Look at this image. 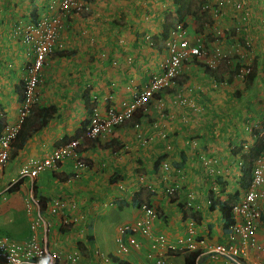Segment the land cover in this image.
<instances>
[{
	"label": "crops",
	"instance_id": "1",
	"mask_svg": "<svg viewBox=\"0 0 264 264\" xmlns=\"http://www.w3.org/2000/svg\"><path fill=\"white\" fill-rule=\"evenodd\" d=\"M224 1L210 0L221 12L218 16L209 15L213 20L211 27L206 28L205 23L201 24V33L195 31L192 15L185 12L184 4H180L179 8L173 0H92L89 13L71 19L70 25L61 35L60 48H54L53 53H57V57L54 58L57 59L49 61L51 62L49 67L46 66L48 62L43 67L41 82L38 85L40 91L38 106L52 104L57 111L43 127L34 132L38 117L34 115L28 117L20 135L27 136L22 147L12 149V151L15 150V155L8 158L0 172V177L5 178L0 187V235H6L20 242L36 236L37 240H35L39 244L45 238L44 242L48 251L55 252L59 257L54 264H67V256L73 253L78 254L75 264H119L112 259L118 258L115 255L117 229L126 219L132 217L134 220L140 215L137 210L138 203L146 201L150 206L158 207L162 215L158 212V217L153 220L151 228L155 232L165 233L174 239L184 234V230H181L182 221L195 217L192 212L186 210L184 205L187 200L186 194L190 190L196 193L194 203L198 209L204 208L202 214H198L200 217L195 218L196 230L198 233H205L206 236L209 234V230L213 228L209 224L210 219L216 217L214 216L216 211L207 212L202 196L199 194L200 181L202 178L205 179L203 169L199 166V157L202 153H206L216 161L214 165L217 163L215 167L220 174L227 171L231 176L234 173L231 165L237 156L231 149L248 143L249 140V135L243 131L246 121L258 119L264 124L262 120L264 119V99H262L264 96V30L260 24V20H264V0H244L245 7L250 12L248 23L243 31L252 42V47L247 52L248 58L239 56L241 49L234 41L222 43L221 40H215L208 43L207 37L206 46L202 44L204 54L187 60L182 65L179 83H175L177 84L174 88L175 92L171 91V93L167 90L159 94L158 98L165 105V117H161L156 109L150 107L147 114L149 116L144 117L145 119L149 117L148 121L141 118L139 122L138 127L143 128L142 132H138V128L135 129L127 122L125 125L117 126L108 137L80 139L81 154L88 157L92 163L87 164L85 170H80L79 178L73 179L74 181L71 177L74 170L73 162L67 158L57 163L56 167H48L40 172L33 183L22 182L17 190L12 192H7L6 188L13 180L12 176H17L20 166L28 158L47 157L54 147L74 137L75 132L80 129L81 121L86 117L88 119V105L87 107L84 105V98L86 94L88 95L87 89L82 88L77 81L71 82V78L68 80L63 76L72 72L84 76L87 75L88 69L90 71L93 67L101 69L106 64L107 67L104 69H108L107 75L101 76L100 79L97 74H95L97 79L92 78L91 75L88 81L92 79L93 83L97 84L93 95L100 96L106 93L111 97L108 102L111 101L113 104L115 102L117 105L127 98L128 88L135 84L142 86L147 82L148 74L156 71L157 62L165 55L161 47L152 46L151 48L146 41L144 46L135 42L139 40L140 37L137 36L142 28L154 37L160 38L161 33L172 29L173 25L169 27L167 24L168 14L166 13H173L176 14L177 20L183 21L190 44H193L195 40L194 35L199 38L198 40H204L206 35L213 36V34L223 37L225 36L223 31H234L233 23L238 18L237 14L233 13L231 2L225 4ZM19 5L18 0L11 2L0 0V130L4 122H11L17 116L16 109L24 76L23 64L32 57L29 46L23 44L20 37L12 31L16 24L26 23L30 19V12L28 15L30 8ZM131 7H133L132 10H129ZM34 8L35 6L30 11ZM145 9L148 10L145 18L153 20L152 30L150 23L145 25L142 22L140 15L144 14ZM111 17L124 22L115 27L114 23L112 25L117 31L120 29L125 31L123 38L128 42V49L123 46L110 48L108 58L102 60L104 53L101 56V50L109 48L107 44L110 41L106 38L102 26L103 24L109 26ZM110 30L117 34L115 30ZM211 31L213 34H210ZM97 36L100 37L97 38ZM82 39L85 40L84 44ZM131 39L134 40L131 41ZM102 40H105L104 45H102L103 42L101 43ZM73 41L77 44L72 43ZM99 46L104 47L100 49ZM71 51L74 53L66 56V53ZM130 51H133L134 58L139 56L142 59L141 66H135L126 60ZM225 54L235 56V59H222ZM214 55H217L218 59H214ZM255 55L260 57L255 69L256 75L248 87H245L246 76L243 82L238 80L239 71L235 68L237 63L251 66ZM205 65L208 69H204ZM145 68L150 70L147 71ZM224 68L227 69L224 70ZM252 69L254 65L251 66ZM50 74L53 77L59 75L60 80L64 79L68 85L62 84L55 87L53 84L50 87L51 84L46 83L48 79L51 80ZM82 81L87 82L82 78L78 80L80 83ZM212 82L217 86L212 87ZM177 90L186 96L187 101L200 106L202 111L195 114L187 110L186 106H181L177 102L173 103L172 98ZM205 107L208 108L205 109ZM129 130L133 131L132 136ZM81 131L79 130L78 133ZM159 131L167 134L166 140L171 144L172 150H165V141L159 139L142 147L139 142L142 139L135 136L138 132L144 138L152 132ZM82 132L74 138H79ZM212 134H214V140L208 137ZM197 135L203 138L197 139V145H190L188 140ZM229 138L235 142H230ZM110 140L113 141L108 148H100L97 145ZM226 140L233 143L229 146L230 148L228 147L229 149L223 145ZM211 144L212 146H207ZM228 151L234 155L235 159L230 160L231 158L227 157ZM164 160L168 161L172 168L180 164L184 168V176L180 178L183 189L177 193L176 200H172L170 204L163 199L166 198L163 195H146L142 189L137 191L136 188L138 184L136 175H147L151 179L149 182L154 183L157 178L153 163L157 161L159 164ZM181 161L183 162L177 166L172 164ZM136 167L138 169L144 167L145 172L136 171ZM156 167L160 172V168ZM173 177H176L175 173L170 172L168 180L173 181ZM112 178H116L117 183H111ZM91 185L96 187H89ZM120 185L123 189L119 188ZM132 193L133 197H130L129 194ZM55 197L64 198L66 206L61 215L51 216L47 211V205ZM38 199H42L46 206L41 213L49 223L46 235L43 234L42 227L35 224ZM73 202L76 203L75 209L70 210V203ZM190 203L193 205L192 202ZM67 213L70 215L73 213L76 219L83 218V220L70 226H63L60 223V217ZM217 220L220 222L219 217ZM212 222L215 221L212 220ZM60 228H63L62 231ZM220 229L222 234L221 226ZM13 235L16 238H13ZM139 239L143 242L139 250H132L131 254L125 256L126 258L120 256L118 259L126 260L127 264H153L146 257L148 248L146 240L140 235ZM261 255L264 256V252ZM198 256V264H225L221 259L215 260L205 254ZM46 260L47 257L41 259V264ZM175 260L176 264H184V255L177 256Z\"/></svg>",
	"mask_w": 264,
	"mask_h": 264
},
{
	"label": "built area",
	"instance_id": "2",
	"mask_svg": "<svg viewBox=\"0 0 264 264\" xmlns=\"http://www.w3.org/2000/svg\"><path fill=\"white\" fill-rule=\"evenodd\" d=\"M225 4L231 2L233 13L237 14V20L245 23L249 20L250 12L245 7L244 0H225ZM92 0H36V7L30 12V19L23 24H16L12 31L20 41L29 46L32 57L23 64L24 76L21 86V102L18 109V120L13 123H5L0 132V172L9 157L11 145L16 137L17 131L25 115L33 106L40 102V91L38 85L40 83V75L43 67L46 65L48 58L55 47H60L61 35L70 25L71 19L80 17L90 12ZM201 12L206 11L213 16H218L220 9L214 4H205L200 9ZM236 16V15H235ZM260 24L264 28V20H260ZM186 30L183 22H177L169 30L168 37L164 40L166 57L161 58L156 64V71L148 74L147 84L142 86H131L128 89L127 98L115 105L111 101L110 95L106 93L98 98L92 96L91 113L89 121L85 127L83 137L89 139H101L112 134L113 130L130 119L134 112L140 110L147 113L150 107L156 109L159 115L163 116V103L160 99H154V94L161 93L166 88L172 89L175 79L181 72L184 61L192 57L203 55L202 45L198 39L190 44L185 37ZM148 45L152 46L153 41L150 35L144 36ZM245 45L251 48L252 42L248 38ZM219 55V53H217ZM214 55V59H218ZM222 59H225V56ZM154 70V69H153ZM251 71L250 66H246L239 70L237 77L244 78ZM176 102L181 106H186L187 110L192 113H199L201 107L194 102L187 101L185 95L181 92L175 95ZM100 103V104H98ZM135 124V128H138ZM243 131L249 135L248 143L240 145L242 154L246 153L252 146L254 139L257 143H262L263 147L258 156L252 160V164L248 166L249 185L243 189L244 170H242L240 160L235 165V172L232 176L230 193H237V198L229 202L228 217L230 218L225 231L221 234V241L208 243V241L199 237L193 227V222H186V230L183 236L174 238L169 242L162 233H152L153 220L156 218L154 209L148 204L142 202L138 204L139 216L131 225H127L119 230L121 234H128L127 242L130 248H138L136 234L148 237L149 252H155L154 264H174L169 252L175 250L182 251H199L200 254L210 256L212 259L220 257L225 264H264V124L260 120H247ZM135 136L140 140L142 146L148 145L153 140L159 139L164 142L165 150H172L171 144L166 140L167 134L164 132H152L147 137H142L138 132ZM194 142V143H193ZM191 145H197L195 141ZM235 148V147H234ZM233 149V148H232ZM71 159L73 162V178H79L80 170H85L87 165L83 156L79 151V141L71 139L66 143L55 147L51 153L44 158H28L19 168L17 177L13 181H27L32 183L40 172L48 167H55L56 163L63 159ZM216 161L211 157L200 156V166L205 169L204 175L208 181V192H213L220 200L227 197V192H221L220 187L215 178L216 173L213 165ZM231 165V166H233ZM161 172L158 186L166 196H174L181 190V182L174 179L170 184L166 185L170 172L175 173L181 178L184 176V168H172L169 162L164 160L158 164ZM146 176L137 174L136 180L138 185L144 186L146 189L155 192L156 187L146 182ZM123 189V186H119ZM155 194V193H154ZM186 197L195 199V192H188ZM206 204L210 199L204 196ZM37 203V201H36ZM64 201L61 199H53L47 207L50 215H56L64 208ZM38 206V204H37ZM73 207V204H72ZM66 221L65 219L63 220ZM35 224H40L42 230H48V222L37 212ZM129 231V232H127ZM45 238L42 243L36 242L34 236L25 242L11 241L6 237L0 236V263L3 264H41V259L48 256V262L51 264L52 259L56 256L54 253L49 254ZM119 248L126 252V246L121 239ZM263 242V243H262ZM67 264L76 262V254L67 256Z\"/></svg>",
	"mask_w": 264,
	"mask_h": 264
},
{
	"label": "rangeland",
	"instance_id": "3",
	"mask_svg": "<svg viewBox=\"0 0 264 264\" xmlns=\"http://www.w3.org/2000/svg\"><path fill=\"white\" fill-rule=\"evenodd\" d=\"M10 2L12 1V0H9ZM19 2H20V5L19 6H21V7H29L30 9L32 8V7H34L35 5H36V0H34V2H33V0H18ZM202 2H204L203 0H182L181 1V4H184V10H185V12H187L188 14H190L191 13V15H192V21L194 22V25H195V31L197 32V31H199L200 33H201V29H202V27H201V24L203 25V23H205V27L206 28H209V26L211 27V24H212V22H213V20L208 16V14H200V12H199V5L202 3ZM176 4V3H175ZM186 4V5H185ZM177 5V4H176ZM25 7V8H26ZM132 8L133 7H131L129 10H132ZM30 9H28L29 11H28V15H29V12H30ZM140 9H142V8H140ZM146 11H144V14H141L140 16L142 17V22H143V24H149L150 23V28H151V30H152V28L153 27H151V23L153 22V20H151V19H147V18H145V17H147L146 15H148V10L147 9H145ZM143 12V11H142ZM141 12V13H142ZM200 15H199V14ZM166 14H168V20H167V24H168V26L169 27H171L173 24H175L176 23V21H178L177 19L178 18H176L175 16H176V14H173V13H166ZM113 17H115V16H113ZM113 17H111V19L109 20V26H106L107 24H103V28H104V34H105V36H106V38H108L110 41L108 42V44H107V47H109V48H107L106 50L105 49H103V50H101L102 51V54H100L101 56H103V53H104V56L103 57H101L102 58V60L103 59H105V58H108L107 57V54H109L110 53V48H118V47H120V46H123V47H126V49H128V46H127V44H128V42L123 38L124 36H123V34H126L125 33V31L124 30H122V29H120V30H115L114 28H113V23H114V27H115V25H121V24H124V22L121 20V19H119V20H116L117 18H113ZM145 19H144V18ZM181 22H183V21H181ZM247 23H248V21L247 22H245V23H242L240 20H236L233 24V27H232V29L234 30V31H230V30H227V31H223V33H225V36H219V35H217V36H215L214 34H213V32L211 31V33L210 34H213V36H211V35H206V39H200L199 40V42H201V45L202 44H204L205 46H206V42L208 41V39H207V37L209 38V41H208V43H210L211 41H215V40H217V41H219V40H221V42L222 43H224V42H228V41H234L235 43H237L238 44V46L240 47V49H241V53H238L239 54V56L240 57H242V58H248L249 56L247 55V52L248 51H250V48L249 47H247L246 45H245V40H247L248 38H249V36H247V33L246 32H243L244 31V28H245V25H247ZM207 24H208V26H207ZM237 28H239L238 30H237ZM110 29H113V30H115L116 32H117V34H114V33H112L113 31L112 30H110ZM109 30H110V32H109ZM263 30H264V28H263ZM194 31V32H195ZM238 33V34H236V33ZM108 33H109V35H108ZM145 35H150L152 38L154 37V36H152L151 34H150V32L148 31V32H146L143 28H142V30L140 31V33H138V36L137 37H140L139 38V40L138 41H135L137 44H139V45H142V46H144L145 44H144V36ZM100 36H97V38H99ZM103 37V36H102ZM185 37L188 39V36L187 35H185ZM228 37H230V39L228 38ZM106 38H105V40H106ZM195 38V40H196V36L194 35V37H193V39ZM111 39H112V41H111ZM199 39V38H198ZM224 39V40H223ZM105 40L103 41H101V43L103 42V44L102 45H104V42H105ZM116 42H115V41ZM132 40H134V39H131V41ZM154 44L152 45V46H154V47H163L164 46V43H163V40L161 39V38H158V37H154ZM206 41V42H205ZM72 43H76L77 44V42L76 41H73ZM85 43V40L84 39H82V44H84ZM163 44V45H162ZM93 46H95L94 44H93ZM152 46H150L151 48H152ZM102 47H104V46H99V48L101 49ZM251 47H252V45H251ZM60 48V47H59ZM147 48L149 49V47L147 46ZM128 51V50H127ZM124 55H125V53L123 54V56L122 57H124ZM261 56H262V54H261ZM54 57H57V53L55 52V53H53L49 58H48V65H46L47 67H49V63L51 64V62H49V61H51V60H55V59H57V58H54ZM96 57H98V56H96ZM96 57H94V58H92V59H95ZM136 58H134L133 57V51H130V53L127 55V58H126V60H128L129 62H131V64H134L135 66H141V58L139 57V56H135ZM133 58H134V60H133ZM258 58H260L258 55H255L254 56V58H253V60H252V65L251 66H253L254 65V69H252V70H255L256 69V65L258 64ZM225 59H228V60H230V59H235V56H232V55H230V54H227L226 56H225ZM263 60H264V57H263ZM241 66H242V68H244V67H246V66H250V65H245L244 63H241L240 64ZM250 66V67H251ZM107 67V65L106 64H104V66H103V68L101 67V69H100V67H97V68H95V67H93V70L92 71H90L89 69H88V71L86 72V74L87 75H80V73H78V75H77V73L76 72H72L71 74H66V76H63L64 78H66V79H68V80H70V78H71V82H73V81H77V84H79V85H82V88H86L87 90H88V95L89 96H91V95H93V94H95V92L96 91H94V89H95V86L97 85L96 83H93V81H92V79L90 80V81H88V79H89V77H91V75H92V78H95L96 77V79H97V75H99V79L101 78V76H103V75H107V72H108V69H104V68H106ZM264 68V67H263ZM147 71H149L150 70V68H145ZM144 69V70H145ZM154 69V68H153ZM227 68H224V70H226ZM52 70V69H51ZM144 70L142 71V72H144ZM181 70H182V68H181ZM141 72V73H142ZM95 74H97V75H95ZM180 75H181V73H180ZM180 75H178L177 76V78L175 79V83H179V76ZM69 76H72V77H69ZM62 77V78H63ZM50 78H51V80H47L46 81V83H50L51 85H50V87H52L53 86V84H55L54 86L56 87V86H60V85H62V84H64V85H68V83H65V81H64V79H62V80H60V77H59V75L58 76H55V77H53L51 74H50ZM80 78H82V79H85V80H87V82H84V81H82L81 83L80 82H78V80L80 79ZM228 79V78H227ZM238 80H240L241 82H243L244 80H243V78H241L240 79V77L238 78ZM243 80V81H242ZM45 84V83H44ZM176 85L177 84H174V87L171 89V91L173 92H175V90H174V88H176ZM135 86H140L139 84H135ZM211 86L212 87H216L217 86V84L216 83H211ZM223 86H226V84H223ZM129 89V88H128ZM128 91V90H127ZM165 92V91H164ZM171 92V93H172ZM180 92L179 90H177L176 91V93H175V95H177L178 93ZM169 93V92H168ZM127 94H128V92H127ZM175 95L173 96V98H172V100H173V103H176V99H175ZM262 99H264V96L262 97ZM260 101H261V99L258 101L259 103H260ZM89 105H88V107L90 108V103H88ZM114 104H115V102H114ZM263 104H264V102H263ZM206 108H208V107H205V109ZM202 111V110H201ZM148 114V113H147ZM195 114H197V113H195ZM165 115L166 114H164L163 116H161V117H165ZM145 116H149V115H145ZM207 117V116H206ZM145 121H148V119H149V117H148V119H145V118H143ZM262 120H264V119H262ZM234 121V120H233ZM128 121H126L125 123H123L122 125H125L126 123H127ZM136 129V128H135ZM142 127H138V132H142ZM129 133H131V136L133 135V131L132 130H129ZM208 136V135H207ZM209 138H211L212 140H214L213 138H214V134H212L211 136H208ZM72 138H74V137H72ZM198 138H203V136H201V135H197V136H193V138H190V140H188L189 142H193V141H195V143H196V141H197V139ZM166 139H167V137H166ZM229 141L230 142H235V140H233V139H231V138H229ZM228 140H226V142H223V145L226 147V148H228L229 146H231L233 143H230ZM194 143V142H193ZM236 145V144H235ZM193 146V145H192ZM207 146H212V144L211 145H207ZM81 147H82V145H81ZM142 147H144V146H142ZM230 148V147H229ZM228 148V149H229ZM231 150H233V153H238V148H234V149H231ZM202 155L203 156H205V157H210V156H208V155H206V153H202ZM227 157H229V158H231L230 160H232V159H235V157H234V155L230 152V151H228L227 152ZM90 159H88V157H87V159L85 160V162L87 163V164H89L91 161H89ZM172 161H174V160H172ZM92 163V162H91ZM199 163H200V157H199ZM201 164V163H200ZM200 164H199V166H200ZM181 166H182V164H180ZM201 167V166H200ZM202 169H203V172H205V169L203 168V167H201ZM213 170L215 171V168H213ZM136 171H142V172H145L144 171V167H142L141 169L139 168H137L136 167ZM156 173H158V174H156ZM155 173V176H156V181L154 182V183H151V182H149V181H151V179L146 175V182L147 183H151L154 187H156V190H155V194L156 195H163V197H166V198H163L164 200H167V204H170L171 203V201L170 200H176V198H177V196H176V194L173 196V197H171V199L170 198H168V196H166L164 193H163V191L161 190V187H159L158 186V184H159V181L161 180L160 179V176L163 174L162 172H161V170H160V172H156ZM15 176L16 175H13L12 177H13V179L15 178ZM11 177H9V179H10ZM5 179V178H4ZM4 179H2L1 177H0V187H1V185H2V183H4L3 182V180ZM172 181H169L168 179H167V182H166V185H168V184H170ZM197 183V182H196ZM196 185V184H195ZM194 186V185H193ZM192 186V187H193ZM89 187H91V188H95L96 187V185H91V186H89ZM181 189H183V186H181ZM134 190H135V187H134ZM142 190H143V193L144 194H146V195H150V194H152V195H154V193H152L151 191H149L148 189H143L142 188ZM147 192H146V191ZM62 200H64V198H61ZM90 199H91V196H90ZM187 201H189V202H192V209H193V211H192V215L193 216H195L194 218H191V219H189V220H191L192 222H193V227H194V229L196 230V219L195 218H199L200 216L198 215V214H202V210H200L198 213L196 212V209H195V205H194V202H193V200H191V199H189V198H187ZM186 202V201H185ZM152 206V205H151ZM152 208L154 209V211H155V214H156V218L158 217V212H160V215H162V213H161V211H159V209H158V207H153L152 206ZM185 208H186V210H188V211H190V209L187 207V206H185ZM209 211V209H207V212ZM14 212V211H13ZM15 213V212H14ZM214 216H216V217H214V218H212V219H210L211 220V222L209 223L210 225H211V228H212V226H213V228L211 229V230H209V234H207V236H206V234L205 233H198L197 232V230H196V233H197V235L199 236V237H203V238H205L207 241H208V243H210V244H212V243H215V242H218V241H221V239L219 238V235L221 234V229H220V226H221V224H220V222L217 220V217H219V219H220V215L218 214V212H215L214 213ZM155 218V219H156ZM163 218H165V216L163 217ZM212 220H214L215 222H212ZM121 221H122V219L119 221V223H121ZM126 222H132V217L131 218H128V219H126V221L124 222H122V223H126ZM187 222V221H186ZM186 222L185 223H183L182 224V228H181V230H184V232H185V230H186ZM222 222H224L223 220H222ZM153 226V225H152ZM210 228V227H209ZM154 231V230H153ZM8 232H10L9 230H8ZM155 232V231H154ZM11 233V232H10ZM115 233V232H114ZM114 233H113V235L111 236L112 237V239L114 238ZM157 233V232H156ZM13 238H16V236L15 235H13L12 236ZM141 247H142V243H141ZM143 251V250H142ZM125 256H127V255H124L123 256V258H126Z\"/></svg>",
	"mask_w": 264,
	"mask_h": 264
},
{
	"label": "clouds",
	"instance_id": "4",
	"mask_svg": "<svg viewBox=\"0 0 264 264\" xmlns=\"http://www.w3.org/2000/svg\"><path fill=\"white\" fill-rule=\"evenodd\" d=\"M35 7H36V5H35ZM30 12H32V10L30 11ZM177 22H181V20H178V21H176V23ZM174 25V24H173ZM184 25V24H183ZM185 27V26H184ZM170 30V29H169ZM169 30H167V37H168V33H169ZM161 35H162V33H161ZM160 35V36H161ZM153 36V35H152ZM151 37V36H150ZM166 37V38H167ZM161 38V37H160ZM198 37L196 36V39H197ZM151 39H152V41H153V44H154V37L152 38L151 37ZM162 39V38H161ZM163 40V39H162ZM165 40V39H164ZM164 40H163V43H164ZM144 41H145V39H144ZM201 43V42H200ZM163 45V44H162ZM150 46V45H149ZM57 48H59V47H57ZM163 48V51H164V57H162L163 59L166 57V50H165V44H164V46L162 47ZM54 51V50H53ZM53 53V52H52ZM51 53V54H52ZM51 56V55H50ZM192 58H194V57H192ZM192 58H190V59H192ZM189 59V60H190ZM30 60V59H29ZM48 61V60H47ZM187 61V60H186ZM47 63V62H46ZM185 63V61L183 62V64ZM182 64V65H183ZM182 68V67H181ZM252 71V70H251ZM181 73V72H180ZM180 75V74H179ZM40 79H41V75H40ZM40 82H41V80H40ZM145 84H147V83H145ZM21 86H22V84H21ZM86 89V88H85ZM164 91H167V90H163V93H164ZM162 93V92H161ZM92 96H95L96 98H98L99 96H96V95H91L90 96V98H89V101H90V108H88L90 111H91V104H94L93 102H91V99H92ZM21 98H22V94H21V88H20V99H19V103H18V106H17V109H16V114H17V116H16V118H15V120H13V121H11L12 123L13 122H16L17 120H18V109H19V106H20V102H21ZM154 99H160V98H158V96L157 97H154ZM161 100V99H160ZM162 101V100H161ZM162 103H163V101H162ZM37 105V104H36ZM165 105H164V103H163V113L165 114L166 112H165ZM33 108V107H32ZM31 108V109H32ZM150 110V109H149ZM149 112V111H148ZM147 112V113H148ZM30 113V111L25 115V116H27L28 114ZM1 115V114H0ZM25 118V117H24ZM23 118V119H24ZM23 121V120H22ZM11 122H4V124L5 123H11ZM3 124V125H4ZM88 124V123H87ZM123 124V123H122ZM121 124V125H122ZM138 125H139V123H137ZM21 126V125H20ZM87 126V125H86ZM85 126V127H86ZM120 126V125H119ZM134 127H135V125H133ZM2 128H3V126H2ZM1 128V129H2ZM20 130V127H19V129H18V131ZM84 130H85V128H84ZM84 130H83V132H82V135L79 137V138H70V139H68L67 141H69V140H71V139H77L78 141H79V151H80V139H89V138H85V137H83V133H84ZM18 131H17V133H18ZM17 135V134H16ZM16 138V137H15ZM97 139V138H96ZM15 140V139H14ZM14 140H13V142H12V145H11V150H10V153H9V157H10V155H11V151H12V149H13V143H14ZM241 140H246V139H241ZM66 141V142H67ZM254 141H257V140H255L254 139ZM66 142H64V143H66ZM64 143H62V144H64ZM191 143V142H190ZM62 144H60V145H62ZM253 144H254V142H253ZM252 144V145H253ZM60 145H58V146H60ZM191 145V144H190ZM57 147V146H56ZM252 147V146H251ZM55 148V147H54ZM53 148V149H54ZM234 149V148H233ZM233 151V150H232ZM80 154H81V151H80ZM237 156H236V159H235V161H236V163H235V165L237 164V162L240 160V162H241V160H242V153H241V151H240V148H238V153H235ZM82 155V154H81ZM83 156V158H84V162H85V160L87 159L84 155H82ZM8 157V158H9ZM8 160V159H7ZM6 163V162H5ZM59 163V162H58ZM85 164L87 165V163L85 162ZM217 164V163H216ZM215 164V165H216ZM233 164H234V162H233ZM215 165H213V167H215ZM4 166V165H3ZM2 166V167H3ZM57 166V163H56V165H55V167ZM156 166H158V164L156 165ZM178 167H182L181 165H179ZM178 167H174V168H178ZM231 167H233L234 168V172H235V167H234V165L233 166H231ZM54 168V167H53ZM183 168V167H182ZM3 169V168H2ZM2 169H1V171H2ZM45 170V169H44ZM217 169H216V167H215V171H216ZM217 172V171H216ZM219 172V171H218ZM18 173V172H17ZM234 174V173H233ZM233 174L231 175V176H229V174H228V172L226 171V172H223V174H220V172L219 173H216V180H217V183H218V185H219V187H220V191L221 192H227V194L225 195V197H227L226 199H224V200H220L219 199V197H217V195H215V194H213V192H208V190H207V188H208V179H207V177H206V175H204V177H205V179L204 178H202L201 179V181H200V190H199V194L202 196V202H203V204L205 205V208H206V210L207 209H209V211H216V212H218V214L220 215V223H221V226H222V224H223V222H222V220H223V217H222V215H221V213H220V211H219V204L221 203V202H227V205H228V207H227V211H229V202L231 201V200H234L235 198H237V193H230V192H228L229 190H231V189H233V188H231L232 186H231V184L233 183V181H232V176H233ZM17 177V176H16ZM16 177L13 179V180H11L9 183H8V185H7V188L11 185V184H13L14 182V180L16 179ZM71 177H72V174H71ZM76 180L77 178H73L72 177V180ZM173 179H179L180 180V182H181V179L178 177V176H176V177H173ZM207 179V180H206ZM73 180V181H74ZM19 181V180H18ZM16 182V181H15ZM20 183H22L23 181H19ZM34 182V181H33ZM32 182V183H33ZM29 183V182H28ZM113 183H117V181H115V182H113ZM248 185H249V180H248ZM137 187V191L138 190H140V189H145V187L144 186H140V185H136ZM181 186H182V182H181ZM196 186H197V183H196ZM7 188H6V190H7ZM241 188H242V185H241ZM243 189H245V188H243ZM146 191V190H145ZM126 192V191H125ZM147 192V191H146ZM188 192H195V191H193V190H190V191H188ZM187 192V193H188ZM177 193H180V191L179 192H177ZM177 193H176V195H177ZM130 195V197H133V193L132 194H129ZM195 196H196V193H195ZM204 196H208L209 197V199H210V202H209V204H206V202H205V200L203 199V197ZM169 198H171V197H173V196H168ZM61 199V197H55V198H53V199ZM188 198V197H187ZM196 198V197H195ZM52 199V200H53ZM51 200V201H52ZM62 200V199H61ZM193 200V202H195V199L193 198L192 199ZM62 201H64V207L66 206V202H65V200H62ZM213 201H216V205L214 206V208L211 210L210 208V206H211V203L213 202ZM142 202H144V203H146L147 204V202L146 201H141V202H139V203H142ZM138 203V204H139ZM37 204H38V206H37V208H36V213L37 212H39V214L42 216V211L45 209V207H44V209H40V207H39V202H38V200H37ZM72 204H73V207H72ZM75 202H73V203H70V210H74L75 209ZM184 205L185 206H187L189 209H190V213L193 211V209H192V205H191V203L189 202V201H187L186 200V202H184ZM194 205H195V209H196V212L198 213L200 210H204V208L202 209V208H200V209H198V206L194 203ZM148 206H150L149 204H148ZM47 207H48V205H47ZM138 207V206H137ZM152 207V206H151ZM64 209V208H63ZM62 209V210H63ZM62 210L60 211V213H58V214H56V215H61V212H62ZM138 210V209H137ZM72 212V211H71ZM35 213V214H36ZM50 215V214H49ZM74 214L72 213L71 215L69 214V213H67L66 215H63V216H61L60 217V223L63 225V226H70V225H73L75 222H79L81 219L83 220V218H79V219H76L75 217L76 216H73ZM51 216H53V215H51ZM42 218L45 220V218L42 216ZM78 218V217H77ZM35 219H36V217H35ZM66 220L65 222L63 221V220ZM137 219V218H136ZM136 219H134V220H132V222H126V223H123L118 229H117V235H116V237H115V244H116V256L118 257V258H120V256L122 257V256H124V255H129V254H131V251L132 250H139L140 248H141V243H142V246H143V242H141V240L139 239V235L140 236H142L141 234H136L135 236H136V238H137V241L139 242V247L138 248H130V246H129V244H128V242H127V238H128V234L126 233V234H121L120 232H119V230L121 229V228H123V227H125V226H127V225H131V224H133V222L136 220ZM189 219H191V218H188V219H185V220H183L182 221V224L183 223H185L186 221H188ZM226 219L228 220V222L230 221L229 219V217H228V212H227V215H226ZM46 221V220H45ZM38 225H40V224H38ZM48 229H49V223H48ZM226 229V228H225ZM225 229H224V231H225ZM42 232H43V230H42ZM47 232H48V230L45 232V234H44V232H43V234L44 235H46L47 234ZM127 232H129V231H127ZM152 233H154V234H157V233H161V232H154L153 230H152ZM162 234H164L165 236H166V239L169 241V242H171V241H173V239H171V237L169 236V235H167V234H165V233H162ZM184 234H185V232H184ZM184 234H182L181 236H183ZM0 236H2V237H6V238H8L9 240H11V241H15V240H12V239H10L8 236H6V235H0ZM33 237V236H32ZM145 240H146V242H147V246H148V237L146 238L145 236H142ZM178 237V236H177ZM177 237H175V238H177ZM180 237V236H179ZM34 238L36 239V236H34ZM118 239H121L122 240V242L125 244V246H126V252H123V251H121L120 250V248H119V246H118V244H119V241H118ZM37 240V239H36ZM15 242H20V241H15ZM25 242V241H24ZM46 248H47V246H46ZM48 250V249H47ZM49 252V254H51V253H54L56 256L52 259V263L51 264H54V262L59 258L58 257V255L55 253V252H50V251H48ZM189 252H192V251H182V250H175V251H173V252H169V255H171V257H172V259H173V261H174V264H176V257L177 256H179V255H184V254H186V253H189ZM198 252V255H200V253H199V251H197ZM74 254V253H73ZM76 254V253H75ZM155 252H153V251H151V252H149V246H148V248L146 249V257L148 258V259H150L151 260V262L154 264V259H155ZM70 255H72V254H70ZM78 254H76V256H77ZM207 256V255H206ZM45 257H47V260L46 261H43V264H44V262H48V259H49V257L48 256H45ZM44 257V258H45ZM199 257V256H198ZM198 257H196V262H197V264H198ZM43 259V258H42ZM77 260V259H76ZM120 260H122V261H126V260H123V259H120ZM127 262V261H126ZM0 264H3V263H0ZM75 264V263H74Z\"/></svg>",
	"mask_w": 264,
	"mask_h": 264
},
{
	"label": "trees",
	"instance_id": "5",
	"mask_svg": "<svg viewBox=\"0 0 264 264\" xmlns=\"http://www.w3.org/2000/svg\"><path fill=\"white\" fill-rule=\"evenodd\" d=\"M1 1H4V0H1ZM181 1L182 0H173V2L174 3H176L177 5H178V7L180 8V4H181ZM204 2H202L200 5H199V12H200V14H208V16L210 15V16H212L211 15V13H209V12H206V11H203V12H201L200 11V9H201V7L203 6V5H205V4H211L212 5V3L210 2V0H203ZM184 7V6H183ZM209 16V17H210ZM166 37H167V30L165 31V32H163V34L161 35V38L164 40V39H166ZM66 53V52H65ZM74 52H68V53H66V56H68V55H70V54H73ZM240 67H242L239 63H237V66H236V68H235V70H237V71H239V69H240ZM207 68V66L205 65L204 66V69H206ZM208 69V68H207ZM255 75H256V72H255V70H252V71H250L248 74H247V76H246V81H247V83L245 84V87H248V85L254 80V78H255ZM167 90H170L169 92H171V89L170 88H166ZM86 92L88 93V90H86ZM18 93H19V89H18ZM159 94L160 93H156V94H154V97H157V96H159ZM89 98H90V96L89 95H87L86 94V97L84 98V105L87 107V105H89L88 103H90V101H89ZM89 108V107H88ZM56 107L54 106V105H52V104H50V105H48V106H38V105H35V106H33V108L30 110V113L27 115V116H25V118L23 119V121L21 122V126H20V130L18 131V133H17V135H16V138H15V140H14V143H13V148L15 149H19V148H21L22 147V145H23V143H24V141H25V139H26V137L27 136H20L21 135V132H22V127L24 126V124H26V122H27V120H28V117L30 116V115H34V116H37L38 117V121H37V123L35 124L36 126L34 127V129H33V132L34 131H36L37 129H40L41 127H43L53 116H54V114L56 113ZM90 113H91V111L88 109V111H87V115H88V119H87V117L84 119V120H82L81 121V126H80V129H78L76 132H75V134L73 135L74 137H77V136H79L80 134H81V132L84 130V128H85V126L87 125V123H88V121H89V116H90ZM145 115H147V113H143L142 111H140V110H138V111H136V112H134V114L131 116V118L130 119H128V120H126V121H128L129 122V124L130 125H135V124H137V123H139L140 122V119L141 118H144L145 117ZM125 121V122H126ZM124 122V123H125ZM12 123V122H11ZM2 130V129H1ZM1 130H0V132H1ZM79 130H82L80 133H78L79 132ZM78 133V134H77ZM96 141V140H95ZM113 140H110V142H106V143H104V144H99V143H97V145H98V147H100V148H108L109 147V145H111V142H112ZM97 142V141H96ZM16 146V147H15ZM262 147H263V144L262 143H257V141H255L254 142V144L252 145V147H250L249 149H248V151L246 152V153H244V154H242V160H241V165L239 166V167H241L242 168V170H244V176H243V184H242V188H246L247 186H248V178H249V173H248V166H250L251 164H252V160H254L257 156H258V154L261 152V150H262ZM15 155V150H13L12 151V153H11V155H10V157H13ZM183 161H181V162H174V163H172L174 166H177L178 164H180V163H182ZM156 165H157V161H155L154 163H153V167L155 168V170H156V172H157V167H156ZM116 178H112V181H111V183H113V182H115L116 180H115ZM20 184V182L19 181H16V182H14L13 184H11L7 189V192H12V191H16L17 190V188H18V185ZM38 202H39V207H40V209H44V203H43V200L42 199H38ZM171 202H172V200H171ZM216 205V201H213L212 203H211V210L214 208V206ZM227 207H228V205H227V202H221L220 204H219V211H220V213H221V215H222V217H223V224H222V226H221V228H222V230L224 231V229L227 227V225H228V220L226 219V215H227ZM62 229L63 228H60V231H62ZM198 256V252L197 251H192V252H189V253H186V254H184V264H197V262H196V257ZM112 259H114L115 261H118L119 262V264H127V262L126 261H122V260H120V259H118V258H112ZM222 260V261H224L222 258H220V257H217L215 260ZM223 263V262H222Z\"/></svg>",
	"mask_w": 264,
	"mask_h": 264
}]
</instances>
